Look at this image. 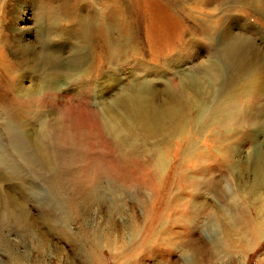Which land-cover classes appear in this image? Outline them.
I'll return each instance as SVG.
<instances>
[{"label":"rangeland","instance_id":"obj_1","mask_svg":"<svg viewBox=\"0 0 264 264\" xmlns=\"http://www.w3.org/2000/svg\"><path fill=\"white\" fill-rule=\"evenodd\" d=\"M106 2L0 0V264H264V0ZM136 95L190 107L163 138L108 135L143 175L159 167L155 189L101 177L52 193L53 173L20 157L58 155L51 131L78 114L108 129ZM228 99L233 123L213 131Z\"/></svg>","mask_w":264,"mask_h":264},{"label":"bare ground","instance_id":"obj_2","mask_svg":"<svg viewBox=\"0 0 264 264\" xmlns=\"http://www.w3.org/2000/svg\"><path fill=\"white\" fill-rule=\"evenodd\" d=\"M119 1L120 0H108V2H106V3L107 4L110 3L109 4L111 6L110 9H115V8L120 6ZM106 3H105V5H106ZM79 24L83 27L89 26V24L86 25L82 21ZM233 45H234V47L231 50V53L230 54L227 53V54H229V56L226 55L227 58L229 57V60L231 62L235 61V58L237 57V55H240L241 47H243L242 45H238L236 43ZM236 61H238V60H236ZM232 68H234V66ZM211 76H213V78H214L215 76H217V74H215V72H211ZM248 86L253 87V86H255V84L250 83ZM130 99H132V98H130ZM142 99H143L142 97H140L139 95L138 96L136 95V98H134V100H132L131 105L129 104L130 101L126 100L127 101L126 103L129 104V105H126V103H124L126 105V106L124 105L125 106L124 112H126V113L123 115H120L118 117H115L118 120L112 119L110 121V123H113L114 125L110 126L108 129L106 128V126L104 124L105 119H103L100 114L88 113L87 119L85 117H79L78 116L79 114H78L77 116L74 117L73 120L72 119L69 120L68 119L69 118L68 117L69 112L64 111L65 115L68 117V118L67 117L66 118L69 120L70 125L67 127L64 124H59V125H57L58 128L56 127L57 130L51 131V136L54 140L53 146L59 152L58 155L53 156V153H51L50 151H47L48 148L45 146V144H43L40 148L34 147V149L36 151L32 152V151H30L33 149V148H31L32 146L31 147L28 146L27 143H26L28 146L27 148L19 146V148L23 149V151L21 150L19 152V155L21 158H23L24 161H26V166H27L28 170L33 169V171H35V167L37 166V168L38 169L40 168L42 171H50V173H53V176L55 177V179H52L49 182L51 185L50 188H51L52 193H56V191H58V189L60 190L61 186H65V184H70V183L73 184L74 186H76L77 190L79 189V190L83 191L84 189L87 188L91 192V190H93V188L98 187L101 177H104V178L112 177L118 181L120 179H123L127 183V185L129 183V185H131V186L140 185V186H145V189H149V190L151 188L155 189V187H157V186H154V184H155L154 181H155V177H156L155 174H157L158 171L161 172L159 170V167L157 166L158 171H156V165L154 166L155 170L151 166L152 172L154 170V172L156 171V173H153V175L151 177V181L149 183H147L145 179L149 176L148 175L149 173H152L151 170H150V172L148 171L149 172L148 174L143 175L142 171L138 167L139 165L137 166L136 164L133 163L136 159H139V155L133 156L131 158L128 156H125L123 153V149H122L123 148L122 143L119 144V143H115V142L110 141L108 139V135L111 134L112 132H114L115 129H117L119 127V128H122L121 129L122 132H126L127 134L132 133L133 136L137 140L143 139V138H150V137L151 138H154V137L163 138V133H162V131L159 132L160 130L158 129V126L159 125L163 126V123L165 121L171 119L176 128H177V126H178V128L182 127V125L188 121V118H189L188 112H190V110H189L190 107H189V104H187V107L189 109L187 110L186 113L175 114L174 107L171 108L169 111L162 113V110H157L155 107L150 109L149 108L150 106H146L145 103H143ZM75 108H73V109H75ZM235 111H237V104L235 103V101H232L230 99L226 100L219 107V109L216 110L217 114H213L214 115V121L217 119V116L220 119V121H215L211 125V129L213 131H215V130H218L219 128L222 129L224 126L230 124V122L233 123V121L231 120V116ZM70 115H72V113ZM174 115H176V120H174L172 118ZM68 120H66V121H68ZM53 127H55V126H53ZM187 127H188V125H187ZM82 128H84V129H82ZM183 129L187 130L188 128L185 127ZM185 130H182V131H185ZM186 132L184 134H187ZM70 133H73V134H70ZM115 133H116V131L112 134H115ZM87 136H90V137H87ZM86 138H89V139L86 140ZM175 138H177V137H175ZM87 141H89V142H87ZM24 142H25V140H24ZM145 142L146 141H143V144ZM211 142L213 143V140H211ZM217 143H218V141H216V143H213V144H217ZM189 146H191V142L189 143ZM192 146L193 147L195 146L194 142L192 143ZM211 146H212V144H211ZM131 147L133 148V146H131ZM134 148H136V146ZM25 150H27V152ZM148 151H150V153H151V150H148ZM189 153H190V151L188 152V155H189ZM149 157L150 156H147V157L144 156L143 159L149 158ZM157 157H158V155L156 156V158ZM128 158H130V159L128 160ZM52 159H55L54 164L52 163ZM132 159H134V160H132ZM154 160L156 161V159H154ZM157 160L159 162V159H157ZM145 161H146V159H145ZM142 162H144V160H142ZM139 163H141V162H138V164ZM144 164L147 165L149 163L144 162ZM141 165L143 166V164H141ZM152 165H153V163H152ZM142 166H141V168H142ZM148 167H149V165H147V166L144 165L143 172H144V169L148 170ZM149 169H151V168H149ZM136 171H138V174L136 173ZM72 173L75 176H71V181L66 182L64 176H67V175L72 174ZM161 178H159V179H161ZM156 179H158V178L156 177ZM147 180H148V178H147ZM186 180H188V176H187ZM148 185L151 188L150 187L148 188L147 187ZM156 185H157V182H156ZM20 211H22V209Z\"/></svg>","mask_w":264,"mask_h":264}]
</instances>
